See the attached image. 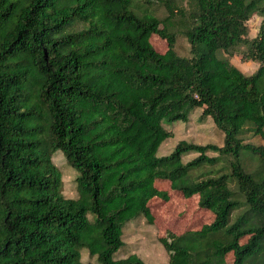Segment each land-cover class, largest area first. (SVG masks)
Here are the masks:
<instances>
[{"label":"trees","instance_id":"obj_1","mask_svg":"<svg viewBox=\"0 0 264 264\" xmlns=\"http://www.w3.org/2000/svg\"><path fill=\"white\" fill-rule=\"evenodd\" d=\"M162 1L163 17L136 0H0V264H94L82 249L97 264H146L116 252L123 225L152 222L167 201L159 181L212 215L158 236L165 264H264V145L238 136H264V0ZM177 33L188 55L175 51ZM239 43L257 62L250 73L217 54ZM195 108L222 143L179 139L157 155L163 124ZM55 149L76 170L75 197L60 191ZM223 156L228 170L215 166Z\"/></svg>","mask_w":264,"mask_h":264},{"label":"rangeland","instance_id":"obj_2","mask_svg":"<svg viewBox=\"0 0 264 264\" xmlns=\"http://www.w3.org/2000/svg\"><path fill=\"white\" fill-rule=\"evenodd\" d=\"M182 9H188L187 0H170ZM139 7L136 11L139 12L141 8H147L152 14L157 17H163L167 11L162 0H136ZM261 16L253 13L246 20L248 38L255 35ZM182 17L177 12L170 18L169 28L178 31L182 26ZM155 35V33H152ZM150 36V39H152ZM156 49H164V41L157 39L153 41ZM243 44H238L231 53L219 50L217 52L220 56H227L228 59L236 65L243 73H250L254 71L257 62L253 60L244 59L238 55V49H242ZM174 49L180 55H188V42L186 38L177 33L174 41ZM199 108L192 110L186 120H175L169 124H163L165 129L170 132V135L164 138L157 147L156 154L161 155L170 151L175 142L179 139H185L194 143L212 142L216 145L222 143L223 132L212 122L210 116L199 117ZM264 129V128H263ZM243 142L259 143L264 145V136L253 133L250 129L244 127L238 134ZM209 154H216L212 151ZM194 153H188L182 156L183 160L192 157ZM229 156H223L222 160L215 166L227 165ZM239 158L242 163L246 164V168H253L257 164V159L252 154L245 151L240 153ZM51 160L53 164L60 171V191L67 197L76 196V185L74 177L76 170L68 163L62 154L61 150L55 149L51 153ZM208 167V166H207ZM214 167V166H213ZM212 167V168H213ZM157 188L165 189L170 193L168 199H160L161 204H157L156 215L152 222H147L144 216L138 215L127 221L122 227L123 244L116 252L118 257L125 256L128 253H136L146 264H165L167 262V252L163 249L158 241V236L165 234L166 229L179 232L182 228L188 226L198 227L205 221L211 218V212L201 209L196 203V196L183 197L181 194L170 191L167 182H157ZM156 206V205H155ZM81 259L90 260L97 264L94 256H88L86 250H81Z\"/></svg>","mask_w":264,"mask_h":264}]
</instances>
